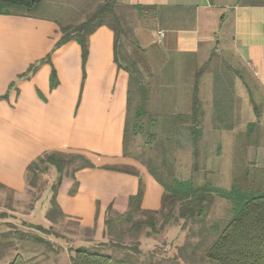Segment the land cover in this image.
Instances as JSON below:
<instances>
[{
    "label": "crops",
    "instance_id": "1",
    "mask_svg": "<svg viewBox=\"0 0 264 264\" xmlns=\"http://www.w3.org/2000/svg\"><path fill=\"white\" fill-rule=\"evenodd\" d=\"M49 1L33 15L16 11L0 16V184L24 196L27 168L37 158L46 153L85 157L94 167L78 171L75 179L65 177L57 204L64 219L92 233L87 243L95 246L108 242L109 209L115 215L127 213L141 182L144 211L161 209L164 189L124 155L130 76L115 62L113 30L101 27L89 37L85 63L77 42L55 48L61 27L83 22L106 0ZM116 2L134 28L139 55L134 61L142 73L152 68L146 77L158 79L164 93L154 100L158 115H191L195 77L190 70L209 64L216 53H229L264 92V0ZM159 31L165 32L161 43ZM183 69L189 76L184 78ZM165 94L171 105L162 109ZM105 167L137 169L138 176ZM55 182L43 200L47 214Z\"/></svg>",
    "mask_w": 264,
    "mask_h": 264
},
{
    "label": "rangeland",
    "instance_id": "2",
    "mask_svg": "<svg viewBox=\"0 0 264 264\" xmlns=\"http://www.w3.org/2000/svg\"><path fill=\"white\" fill-rule=\"evenodd\" d=\"M49 2L51 4L53 1ZM57 2L54 4H58ZM36 12L37 10L29 14ZM121 12H124L123 23L127 30L129 28V35L123 39L122 54L131 60H137L139 55L134 28L127 17L128 14L123 10ZM73 21L79 20L76 18ZM208 63L203 66L200 79V98L206 107V116L201 140L196 144L189 131V121H182V124L176 126L170 124L177 116L186 115H158V103L154 100L164 93L160 90L158 79L150 81L146 77L147 71L152 68L144 69V82L150 92V102L146 107L148 117L141 122L135 120L139 96L134 84L131 88L127 158L136 161L148 172L150 161H153L152 165L168 179L191 180L197 186L211 184L224 189H230L235 183H246L264 192V150L259 149L264 147V92L244 68H238L237 62L229 53H216ZM200 67L190 70L192 76L195 77ZM139 70L142 71L141 68ZM182 75L184 78L189 76V70L183 69ZM188 91L192 93V90ZM223 91H226L228 96L225 98L227 107L224 105V109H221L225 113L221 115L220 110L216 111L215 100L221 97L218 95ZM172 93H176V89ZM165 95L167 101L163 102L162 105L165 106H162V109L171 105L170 94ZM172 95L175 97V94ZM220 100L224 102V99ZM250 123L256 126L253 135L247 132ZM140 128L142 131H139ZM135 130L140 132L137 136H134ZM134 167L139 168L137 165ZM56 174V171L51 169L41 173L37 186H28L24 196H15L0 189V264H11L16 256H22L30 264H72L70 258L73 250L80 247L91 249L93 246L87 243L92 238V233L82 229L76 222L57 219L56 222L47 223L43 200L47 190L56 181ZM231 216L230 202L215 197L206 220L208 231L203 240L202 225H184L181 220L179 223L169 224L157 235L147 236L146 233H151L150 230L139 232L138 237L126 234L123 243L130 246L134 245L137 239L139 241L136 246L139 253L133 264H193L192 258L197 260L196 264H204L201 260L205 250L216 237L211 225L224 226ZM31 223L52 227L60 238L30 228ZM161 224L162 218L159 217V228ZM38 237L50 241L52 248L37 244L35 238ZM107 251L106 253L117 257L125 256V252L129 255L137 253L130 249L123 252L109 248ZM193 255L195 256L192 257Z\"/></svg>",
    "mask_w": 264,
    "mask_h": 264
},
{
    "label": "trees",
    "instance_id": "3",
    "mask_svg": "<svg viewBox=\"0 0 264 264\" xmlns=\"http://www.w3.org/2000/svg\"><path fill=\"white\" fill-rule=\"evenodd\" d=\"M44 1L0 0V16L9 15L16 11L32 13ZM122 15L123 13L119 12L116 0H106L98 4L95 11L87 16L83 22L61 27L62 37L55 48L75 41L81 46L82 59L83 63H85L88 57L89 37L101 27H108L113 30L115 33V62L120 69L127 71L130 76L128 114L124 133V155L125 157H129L127 154V144L130 135L131 88L135 84L137 86V96H139L138 105L135 108V120L137 122H141L144 118L148 117L146 107L149 102L150 92L148 85L144 82V74L139 70L137 63L122 54L123 39L129 35V28L127 30L126 25H124ZM46 60L49 61L50 56ZM203 69L202 67L195 76L191 115L177 116V120L175 119L170 123L176 126L182 124V121H189V131L195 144L201 140L205 117L204 106L200 98V79ZM51 85L53 88L57 85L55 74L51 77ZM218 96L221 97L215 100L216 111L220 110L221 115H223L225 112H222L221 109H224V105L227 107L225 98L228 95L226 91H223ZM220 99H224V102ZM255 127L254 123L248 124L247 132L253 135ZM137 130L134 131V136L140 133ZM139 131H142V128ZM152 163L153 161H150L149 172L164 189L161 209L159 211L142 210L141 205L144 191L141 182L138 193L129 199V210L127 213L115 215L112 214V209H109L105 233L106 238H109L108 242L92 246L91 249L80 247L73 250V255L70 258L72 264H133L134 258L139 253V250L136 249L139 241L137 239L134 245H126L123 243L124 235L132 234L138 237V234L144 230L151 231V233H146L147 236L151 234L157 235L169 224L173 222L179 223L181 220L184 221V225L187 223L202 225L203 240L208 231L206 220L213 207L215 197L230 202L232 216L224 226L218 224L211 225V230L216 233V237L205 250L201 262L204 264H264V192L246 183H235L230 189H224L214 187L211 184L197 186L191 180L168 179L158 172ZM51 167L56 170L59 177L53 186L52 207L47 214V218L51 222H56L57 219L65 218L63 211L57 204L58 190L65 177L75 179V174L78 171L85 168H93L94 166L85 157L80 155L46 153L28 166V186L31 188L36 187L40 174L48 172ZM71 167L74 168L70 170ZM105 169L138 176L137 171L130 170L127 167H105ZM0 189L4 190L5 187L0 184ZM137 216L138 218H136ZM159 217L162 218L160 228L158 227ZM125 226L126 228H124ZM29 227L46 235L60 238V235L54 232L52 227L47 229L34 224H29ZM35 241L37 244L46 246L49 249L52 248V243L46 239L38 237L35 238ZM1 245L2 243L0 242ZM109 248L123 252L130 249L137 253L129 255L125 252V256L117 257L116 255L106 253ZM191 261L193 264L197 262L195 258H192ZM11 264L30 263L22 256H16Z\"/></svg>",
    "mask_w": 264,
    "mask_h": 264
},
{
    "label": "built area",
    "instance_id": "4",
    "mask_svg": "<svg viewBox=\"0 0 264 264\" xmlns=\"http://www.w3.org/2000/svg\"><path fill=\"white\" fill-rule=\"evenodd\" d=\"M164 37H165V32L164 31H159L158 32V36H157V42L161 43L163 41Z\"/></svg>",
    "mask_w": 264,
    "mask_h": 264
}]
</instances>
